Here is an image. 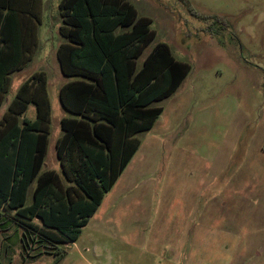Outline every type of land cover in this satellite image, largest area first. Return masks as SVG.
Instances as JSON below:
<instances>
[{
  "label": "rangeland",
  "instance_id": "obj_1",
  "mask_svg": "<svg viewBox=\"0 0 264 264\" xmlns=\"http://www.w3.org/2000/svg\"><path fill=\"white\" fill-rule=\"evenodd\" d=\"M130 1L156 31L141 59L163 41L192 69L159 103L164 111L140 135L110 203L77 240L58 244L64 257L31 237L24 247L14 220L0 227V264H264V240H246L264 230L256 219L264 204V0ZM60 2L43 0L39 48L21 72L48 73L56 115ZM233 207L240 225L230 232ZM236 232L239 240L224 238Z\"/></svg>",
  "mask_w": 264,
  "mask_h": 264
},
{
  "label": "trees",
  "instance_id": "obj_2",
  "mask_svg": "<svg viewBox=\"0 0 264 264\" xmlns=\"http://www.w3.org/2000/svg\"><path fill=\"white\" fill-rule=\"evenodd\" d=\"M14 4L0 0L1 33ZM59 8L60 33L67 39L58 49L60 66L64 75L79 77L60 90L62 106L74 115L62 119L64 133L56 142L61 171L43 170L52 120L44 71L20 86L0 124V227L15 220L24 227V247L30 237L51 243L58 260L65 254L58 244L78 239L139 149L138 134L153 127L164 110L159 103L192 69L163 41L139 65L156 31L153 19L139 15L128 0H62ZM7 69L0 65L3 91ZM30 103L37 119L20 126Z\"/></svg>",
  "mask_w": 264,
  "mask_h": 264
},
{
  "label": "crops",
  "instance_id": "obj_3",
  "mask_svg": "<svg viewBox=\"0 0 264 264\" xmlns=\"http://www.w3.org/2000/svg\"><path fill=\"white\" fill-rule=\"evenodd\" d=\"M128 1L130 3H132L130 0H128ZM132 4L136 7V5L134 3H132ZM42 5H43V0H15L14 10H13V12L10 13L11 16L8 17L6 20L5 26L3 27V33L0 32V50H1L0 65H3L4 67L8 68L7 70L3 71L4 75L8 79V87H7L6 91H3L0 87V124L2 123V119L5 115V113L7 112L8 105L16 96L17 91L20 88V86L26 80L31 78L35 73L44 71L47 75V91H48V95H49L50 102H51L52 120L50 123V129H49V134H48L49 143H48V150L46 153L45 164H44L43 170L52 169V170H55L57 172H60L61 171V165H60L59 159L57 157L56 142H57L58 138L64 133L62 130V127H61V121L64 117H73L74 116L62 106L61 101H60V90L64 84H66L70 81L79 79V77L64 75V73L62 72L61 66H60V70H61L62 75H64V78L63 79L61 78V81L57 82L56 84L58 85V88H59V101H60L62 110H61V113L56 115L55 111H54L53 101H52L51 95H50V90H49L48 73L45 70H40V71L34 72L33 74L21 75V72L33 60V58H34V56H35V54L39 48V44H40L39 32H40V25L42 23ZM136 9H137V7H136ZM59 10H60V8H59ZM137 11H138V9H137ZM6 13H7L6 9H4L1 12V24L4 22L3 19H4V15ZM138 13H139V11H138ZM139 15H143V14L139 13ZM118 31H121V29H119ZM59 32H60V27H59ZM13 34H15V35H13ZM64 39H65V41H63V42H66L67 39L66 38H64ZM63 42H61L60 45ZM58 49H59V47H58ZM58 49H57V58H58ZM144 58L139 59V61H138L139 65H141L143 63ZM58 61H59V58H58ZM59 65H60V61H59ZM56 72L58 73L57 69H56ZM18 75H20V76H18ZM15 76L19 77L20 81L17 84V89L15 90L14 95L11 96L9 94H10V91L12 89L13 78ZM31 109H33L32 112H30ZM29 112H30V115H29ZM158 118L156 119V121L158 120ZM36 119H37L36 105L34 103H30L28 105V108L25 111V113L19 117L18 125L23 126L24 120H27L28 122H34V121H36ZM156 121H155V123H156ZM155 123H154V125H155ZM53 125H56V133H55L54 137H52ZM154 125H153V127H154ZM151 129H149V130H151ZM149 130H147V131H149ZM147 131L139 133L138 136L140 137L141 134H143ZM142 143H143V141L141 140L140 147H141ZM51 150H52V152H51ZM138 150L136 151V153L134 154V156L132 157V159L130 160V162L128 163V165L126 166L124 171L122 172V174L119 176V178L117 179V181L114 184V186L112 187V189L105 194L103 201H102V204L100 205V207L98 208L96 213L102 207L104 208L107 205V203L108 204L110 203V201H111L110 193H112L113 189L118 185V182L120 181L121 177L125 173L127 167H129V165L132 163L133 158L137 154ZM33 186H35V184ZM32 189H33V187H32ZM32 189L29 192L30 196L32 194ZM226 210H227L228 215H230L229 218L232 219L231 217L234 214L235 207L226 208ZM256 219H257L258 225H261L263 228L264 227V204H261L257 208V218ZM228 224L230 226V232H233V230H235V227H239V225H240L239 222L233 221V219L230 222H228ZM255 236H257V242H259V241L261 242V240L263 241L264 240V230L260 229V232L258 231L257 235L253 234L251 236H247L246 240L247 241L254 240L253 238ZM227 237H229V239L230 238H236L238 240L240 239V236L237 232H236V234H234V236L228 235L224 238H227ZM201 238L202 237L197 236L198 241H200Z\"/></svg>",
  "mask_w": 264,
  "mask_h": 264
}]
</instances>
